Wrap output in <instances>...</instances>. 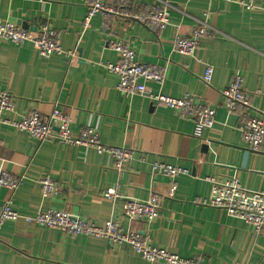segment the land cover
<instances>
[{
	"label": "crops",
	"instance_id": "0c3cea01",
	"mask_svg": "<svg viewBox=\"0 0 264 264\" xmlns=\"http://www.w3.org/2000/svg\"><path fill=\"white\" fill-rule=\"evenodd\" d=\"M248 1L127 0L125 8L136 14L149 6L168 8L171 24L155 31L116 13L97 15L83 29V0H0V21L28 29L48 23L59 32L65 52L40 57L31 43L2 45L0 86L13 95L14 109L1 119L14 123L30 111L47 116L59 105L74 134L95 127L103 145L133 153L118 171L107 153L39 143L0 121V170L24 177L13 197L14 210L34 216L56 209L98 224L115 215L125 232L144 231L146 224H131L122 209L127 200L145 201L155 192L165 198L159 219L149 227L153 246L184 259L201 257L204 264H264V233L254 234L244 221L202 205L211 193L209 177H234L243 187L264 191V142L260 152H249L239 130L241 115L228 113L222 97L239 73L251 104L264 107V0L252 9L242 5ZM106 4L124 9L121 0ZM199 21L217 37L201 39L192 57L176 54L175 35H189ZM114 40L129 43L140 62L167 67L163 86L148 85L153 93L176 99L194 95L216 109L214 127L196 136L195 123L175 110L141 95L123 96L117 77L106 69L119 61L108 48ZM75 49L71 58L67 53ZM208 67L213 70L209 87L201 80ZM156 163L189 173L172 180L154 173ZM47 176L62 186L55 199L42 197L39 181ZM109 190L122 197L108 199ZM9 197L0 187V205ZM1 234L0 264H149L129 247L112 248L104 239L64 235L23 219L7 221Z\"/></svg>",
	"mask_w": 264,
	"mask_h": 264
},
{
	"label": "built area",
	"instance_id": "2783aa9c",
	"mask_svg": "<svg viewBox=\"0 0 264 264\" xmlns=\"http://www.w3.org/2000/svg\"><path fill=\"white\" fill-rule=\"evenodd\" d=\"M46 3L48 0H40ZM257 0L242 3L247 9H252ZM86 7L83 29H89L92 20L97 15L116 13L122 19L138 22L155 31H162L168 27L170 12L166 6H149L143 14L132 13L125 7L127 0H121L120 6L124 9L115 11L107 6L106 0H83ZM217 31L206 22L199 21L189 35L177 33L174 38V52L181 56L192 57L203 38H216ZM11 43L21 47L31 43L35 53L40 57L65 54L60 44V34L50 24L43 23L40 28L25 29L20 25L4 24L0 21V49L4 43ZM108 48L117 52L119 61L116 64H107L106 69L118 79L117 90L125 97L141 95L151 101L164 105L176 111L179 117L192 120L195 123V134L201 136L205 129H212L216 119V109L204 104L197 96L186 95L176 99L161 93L155 94L149 84L163 86L167 76V67L150 65L140 62L132 46L123 40L110 41ZM76 49L67 53L71 58L76 56ZM213 77L211 67L206 69L202 83L210 86ZM223 105L230 114L240 113V132L248 145V150L260 152L264 142V107H254L249 93L244 88L243 77L236 73L229 85L222 91ZM56 105L47 115L37 111H30L21 115L19 121L10 123L1 119V114L14 109L13 95L0 86V121L11 124L17 130L26 133L39 143L55 141L69 147L94 148L99 153H107L113 159V167L122 171L133 153L125 147H110L102 144L100 134L95 127L87 126L80 133L74 134L70 128L71 118ZM254 113V114H252ZM154 173L164 175L172 180L187 175L188 170L166 164L156 163ZM24 177H16L5 170H0V187L9 191L10 197L0 205V242L2 228L7 221L16 222L23 219L27 224L38 225L64 235L88 236L106 240L112 248L129 247L139 254L143 260L152 264H204V259L195 257L184 259L167 249H160L152 244L150 225L161 215L163 199L158 193H151L145 201L127 200L122 209V216L131 224H146V230L132 229L124 231L121 223L113 215L102 224L87 220L79 215L56 209H41L34 216H22L14 210L13 197L20 187ZM211 193L202 205L225 211L235 219L244 221L254 234L264 233V191L250 190L243 187L239 179L230 177L219 179L209 177ZM41 193L44 199H55L62 193V186L51 177L40 179ZM175 188V187H174ZM105 197L114 200L122 196L115 190H109Z\"/></svg>",
	"mask_w": 264,
	"mask_h": 264
},
{
	"label": "water",
	"instance_id": "95a60500",
	"mask_svg": "<svg viewBox=\"0 0 264 264\" xmlns=\"http://www.w3.org/2000/svg\"><path fill=\"white\" fill-rule=\"evenodd\" d=\"M23 28H25V29H28V28H27V27H25V26H24ZM249 152H251V151H249Z\"/></svg>",
	"mask_w": 264,
	"mask_h": 264
}]
</instances>
